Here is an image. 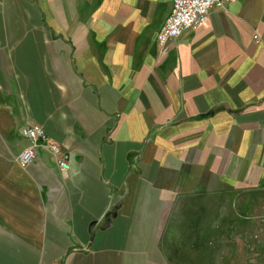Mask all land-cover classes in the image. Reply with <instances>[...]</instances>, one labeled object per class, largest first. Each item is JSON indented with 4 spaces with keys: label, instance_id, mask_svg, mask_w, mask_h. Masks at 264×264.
Masks as SVG:
<instances>
[{
    "label": "crops",
    "instance_id": "0c3cea01",
    "mask_svg": "<svg viewBox=\"0 0 264 264\" xmlns=\"http://www.w3.org/2000/svg\"><path fill=\"white\" fill-rule=\"evenodd\" d=\"M221 1L161 52L171 0H0V264H264V0Z\"/></svg>",
    "mask_w": 264,
    "mask_h": 264
},
{
    "label": "built area",
    "instance_id": "2783aa9c",
    "mask_svg": "<svg viewBox=\"0 0 264 264\" xmlns=\"http://www.w3.org/2000/svg\"><path fill=\"white\" fill-rule=\"evenodd\" d=\"M215 7H223L222 1L171 0V11L157 35L158 49L166 52L168 47L185 31L204 26L208 21L210 11ZM20 134L28 141V145L16 157V162L21 167L25 168L35 160L37 149H44L55 157V163L60 170L65 172L69 170V156L61 150L60 146L48 141L40 126L24 127Z\"/></svg>",
    "mask_w": 264,
    "mask_h": 264
},
{
    "label": "water",
    "instance_id": "95a60500",
    "mask_svg": "<svg viewBox=\"0 0 264 264\" xmlns=\"http://www.w3.org/2000/svg\"><path fill=\"white\" fill-rule=\"evenodd\" d=\"M117 206H118L117 203L113 204L110 208H108L105 211L100 221L93 222L90 225L89 231H90L91 237L93 236L94 231L96 229H105L107 226H109L110 218H114V213H115Z\"/></svg>",
    "mask_w": 264,
    "mask_h": 264
}]
</instances>
